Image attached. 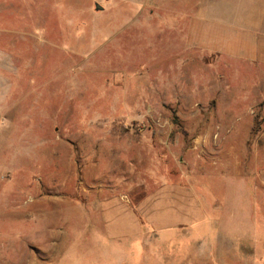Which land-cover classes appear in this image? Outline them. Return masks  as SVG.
Segmentation results:
<instances>
[{"label": "rangeland", "instance_id": "374dc122", "mask_svg": "<svg viewBox=\"0 0 264 264\" xmlns=\"http://www.w3.org/2000/svg\"><path fill=\"white\" fill-rule=\"evenodd\" d=\"M3 1L0 264H105L89 254L118 205L149 237L150 205L196 201L216 239L221 204H264L263 39L220 52L210 29L201 51L172 29V3L152 19L134 11L144 0L130 15L120 0Z\"/></svg>", "mask_w": 264, "mask_h": 264}, {"label": "crops", "instance_id": "0c3cea01", "mask_svg": "<svg viewBox=\"0 0 264 264\" xmlns=\"http://www.w3.org/2000/svg\"><path fill=\"white\" fill-rule=\"evenodd\" d=\"M94 1L97 4V0ZM116 1L100 2L105 4L106 9L113 7ZM120 1L123 4L122 13L130 15L133 10H128L127 5L131 4V0ZM164 3L178 5L174 12L165 11V15L173 21L170 23L172 29L183 33L187 38L186 43L200 46L201 51L210 50L207 47L210 29L219 32L220 52L226 51L221 50L225 45L243 43L245 36L252 46L257 45L258 38L264 40V0H144V4L135 7L134 11L139 9V15L152 19L155 16L161 18L160 11H163ZM0 4H5V1L1 0ZM0 20H8V24L11 22L13 25L10 13L4 12ZM211 20L217 21L216 27L208 23ZM10 32L15 31L10 27L0 28L2 35ZM191 37L199 39L191 40ZM127 207L118 205L115 210L119 214L113 218L112 211H109L110 216L104 222L106 234L98 237L100 241L96 242L99 252L90 253L88 260L94 257L99 263L98 258L101 257L106 261L105 264H195L196 260L203 261V264H207V261L210 264H264V236L258 239L259 235H255L254 230L253 235L250 230L246 231L250 216L247 226L244 223L245 212L249 215L250 212L262 214L263 220L260 221L255 219L256 214L253 216V227L264 222V204L248 205L247 210L241 212L238 210L239 205L221 204L219 239H215L217 235L213 239L209 238L212 227L204 206L196 201L188 202L185 199L184 202H173L162 197L150 205L145 216L146 226L154 235L149 237H141V224ZM224 212L225 215L222 214ZM188 243L195 244V247L187 246ZM147 244L150 245V251H147ZM213 245L216 251L212 252ZM139 259L141 263L137 262Z\"/></svg>", "mask_w": 264, "mask_h": 264}, {"label": "water", "instance_id": "95a60500", "mask_svg": "<svg viewBox=\"0 0 264 264\" xmlns=\"http://www.w3.org/2000/svg\"><path fill=\"white\" fill-rule=\"evenodd\" d=\"M97 9H99V10H100V9H101V7H100V6H97Z\"/></svg>", "mask_w": 264, "mask_h": 264}]
</instances>
